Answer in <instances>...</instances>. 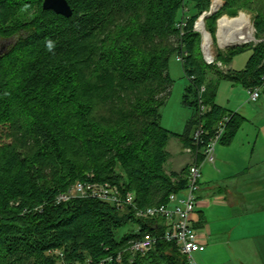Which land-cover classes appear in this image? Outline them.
Wrapping results in <instances>:
<instances>
[{
    "label": "trees",
    "instance_id": "obj_1",
    "mask_svg": "<svg viewBox=\"0 0 264 264\" xmlns=\"http://www.w3.org/2000/svg\"><path fill=\"white\" fill-rule=\"evenodd\" d=\"M42 1L0 0V45L13 39L0 50V127L10 139L0 140V264H55L46 254L54 248L69 261L122 252V264H187L162 237L145 254L125 250L146 233L159 236L158 221L96 199H53L72 183L95 181L131 191L140 207L166 203L185 186L188 169L165 171L166 145L171 136L191 145L197 90L204 87L201 101L210 107L202 117L204 143L229 115L220 141L229 144L243 118L215 103L218 82L262 85L264 92V38L242 69L216 71L214 80L193 30L211 0H67L70 16L43 9ZM239 8L255 13L256 32L263 34L264 0H223L205 18L209 31L220 13ZM183 9L188 18L179 36ZM183 50L190 79L182 104L193 113L176 134L161 125V107L173 84L169 59ZM240 50L219 53L218 60L228 63ZM128 222L137 228L121 232Z\"/></svg>",
    "mask_w": 264,
    "mask_h": 264
},
{
    "label": "crops",
    "instance_id": "obj_2",
    "mask_svg": "<svg viewBox=\"0 0 264 264\" xmlns=\"http://www.w3.org/2000/svg\"><path fill=\"white\" fill-rule=\"evenodd\" d=\"M186 84L180 98V105L186 109L182 126L174 129L161 123L176 134L183 132L193 113L191 107L182 104ZM247 102L246 106L240 100L217 102L243 119L229 144L215 146L213 162L201 165L194 225L205 233L203 252L208 248L229 252L226 259L210 260L211 264H264V109ZM184 147L178 136L169 138L166 163L170 164L164 165L167 173L179 172L189 165L191 156Z\"/></svg>",
    "mask_w": 264,
    "mask_h": 264
},
{
    "label": "built area",
    "instance_id": "obj_3",
    "mask_svg": "<svg viewBox=\"0 0 264 264\" xmlns=\"http://www.w3.org/2000/svg\"><path fill=\"white\" fill-rule=\"evenodd\" d=\"M187 15L181 12V18L177 22L180 36L184 34ZM193 30L201 34L202 41L200 50L203 60L207 64H211L214 59L211 54L210 45L205 46L204 33L206 29L197 25H193ZM186 52L179 51L175 54L177 61L183 64ZM220 63V62H219ZM186 77V76H185ZM190 79V77H186ZM249 89L248 100L255 102L262 90V85H256ZM204 87L201 86L198 92L197 105V124L192 132V141L190 146H185L184 150L191 156L187 173L185 174V186L178 192L168 195L167 202L159 205L140 207L135 202L134 194L131 191H123L117 184L109 182L95 181H77L66 191L58 193L53 199L55 204L68 201L73 198H91L107 203L119 211L130 212L136 219L155 220L161 227L160 235L146 233L143 236L132 240L125 248L131 256L139 253L145 254L150 251L158 238L162 237L168 242L174 243L178 252L186 259L187 264H197L194 254L204 250L206 245L205 233L195 227L193 215L197 203V191L199 189V181L201 177V165L204 162H213L215 146L220 143L225 131L226 123L229 115H224L216 124L212 135L204 143L203 135V119L202 117L210 109L209 106L201 101V93ZM202 149H200V147ZM202 152V158L200 155ZM172 181L177 182L178 178L172 177ZM47 255L55 259V264H122V252L116 255L108 254L99 260H94L90 256L83 260L68 261L64 257V252L59 248L49 249ZM133 257L130 258V261Z\"/></svg>",
    "mask_w": 264,
    "mask_h": 264
},
{
    "label": "rangeland",
    "instance_id": "obj_4",
    "mask_svg": "<svg viewBox=\"0 0 264 264\" xmlns=\"http://www.w3.org/2000/svg\"><path fill=\"white\" fill-rule=\"evenodd\" d=\"M212 3H214V4H212ZM211 4H212V6H211ZM222 5H223V0H211L209 7L206 10H204L202 13H200L197 16L196 20L194 21V24L197 25L198 24L197 21L202 19L201 20L203 22L202 26H203V28L206 29L207 33L209 34V36L211 38L210 48H211L212 57L214 59V61L211 64H213L214 67H212L213 69L208 72L207 78L214 79V80H215V72L216 71L226 72L227 69H230V68L242 69L244 67L245 61L247 60L248 56L251 53V48L260 44L261 43L260 41H262V39L264 38V33L258 35L256 32L255 24H254L255 13L253 11H249V10L244 9V8H239L234 14H230L227 12L220 13V15L216 18L215 25H214V31L210 32L209 29L207 28L206 24H205V18L216 13L222 7ZM184 9L182 11H184ZM212 9L213 10L216 9V11L211 12L210 14L207 15V13ZM190 12L191 11H189V13ZM187 14L188 13H186V15ZM204 14H206V15H204ZM221 18H225V19L241 18V19H244L248 24L251 25L253 39L248 41V42H240L237 44L235 43V44H229V45H224V46L221 45L219 43L218 36H217L218 28H219L218 21ZM183 31H185V29ZM198 33L200 35V43H201L202 37H201L200 32H198ZM179 36H180V34H179ZM12 40H13L12 38L2 40L1 45H0V50H4L8 46V44H10V42H12ZM175 44H176V39H175ZM235 48H237L238 50L239 49H241V50L232 56L230 62L223 63V62H220L218 60V54L219 53L227 54L226 52L228 50L235 49ZM168 72H169V75L171 76V78L173 80V84H172L171 94H170L167 102L161 107V115H162V122L161 123L164 124L165 127H168V128L173 127L174 129H180V127L182 126L183 118L186 116V109H184V107L180 105V98H181V93H182L183 87H184L187 79L184 76L182 64H181V62L176 60L175 55H172L169 59ZM248 97H249V89L248 88L244 87L243 85H241L239 83H231L228 79L221 78V79H219V83H218L217 90L215 93L214 101L217 104V102L224 103L228 99H232L233 101L234 100H240L242 105L246 106V105H248V102H247ZM249 105L256 106L257 108L262 107L264 109V92H263V90H261V94L255 102L249 101ZM263 111L264 110H262V112ZM0 140L2 142L10 141V139H8L4 136V129L2 127H0ZM169 164H170L169 162L166 163L165 164L166 167H168ZM72 185H73V183L70 184L69 188ZM132 228H137L136 224L128 222L123 227H121L120 231L126 232ZM199 253H200V255L201 254L202 255L200 256ZM227 254H229V252L226 250L221 249L218 251H214V250H210L208 248L204 252L203 251L196 252L194 254V257H195V261L197 264H211L210 260L216 259L217 262H220V260L227 258Z\"/></svg>",
    "mask_w": 264,
    "mask_h": 264
},
{
    "label": "bare ground",
    "instance_id": "obj_5",
    "mask_svg": "<svg viewBox=\"0 0 264 264\" xmlns=\"http://www.w3.org/2000/svg\"><path fill=\"white\" fill-rule=\"evenodd\" d=\"M214 4V3H212ZM211 4V6H212ZM202 20V19H201ZM199 20L198 26L202 27V21ZM218 40L221 45L237 44L240 42H248L253 39L251 25L248 24L244 19H225L221 18L218 21ZM205 46L211 44V38L208 33H204ZM120 186V185H119Z\"/></svg>",
    "mask_w": 264,
    "mask_h": 264
},
{
    "label": "water",
    "instance_id": "obj_6",
    "mask_svg": "<svg viewBox=\"0 0 264 264\" xmlns=\"http://www.w3.org/2000/svg\"><path fill=\"white\" fill-rule=\"evenodd\" d=\"M42 8L43 9H50L53 10L59 14H62L64 16H70L72 13V8L69 5V3L67 2V0H43L42 1ZM216 9H212L210 10L208 14H210L211 12H215ZM206 15V14H204Z\"/></svg>",
    "mask_w": 264,
    "mask_h": 264
},
{
    "label": "clouds",
    "instance_id": "obj_7",
    "mask_svg": "<svg viewBox=\"0 0 264 264\" xmlns=\"http://www.w3.org/2000/svg\"><path fill=\"white\" fill-rule=\"evenodd\" d=\"M47 46H48V48H49V49H51V48L53 47V44H52V42H51V41H49Z\"/></svg>",
    "mask_w": 264,
    "mask_h": 264
}]
</instances>
